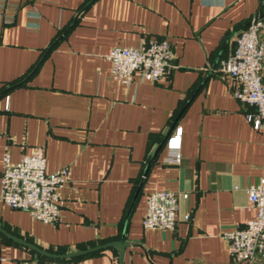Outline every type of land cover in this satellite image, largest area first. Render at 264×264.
Wrapping results in <instances>:
<instances>
[{
  "label": "crops",
  "instance_id": "crops-1",
  "mask_svg": "<svg viewBox=\"0 0 264 264\" xmlns=\"http://www.w3.org/2000/svg\"><path fill=\"white\" fill-rule=\"evenodd\" d=\"M254 14L264 0H0V226L63 253L124 237V264H242L221 233L254 216L247 188L261 174L263 134L217 68ZM150 38L169 41L171 66L158 80L115 79L109 51ZM178 125L181 157L168 163ZM35 147L47 172L69 169L57 223L1 197L5 154L18 161ZM160 190L186 193L179 219L143 228L147 194ZM119 253L106 247L66 263L118 264ZM22 258L45 255L0 231V264Z\"/></svg>",
  "mask_w": 264,
  "mask_h": 264
},
{
  "label": "built area",
  "instance_id": "built-area-1",
  "mask_svg": "<svg viewBox=\"0 0 264 264\" xmlns=\"http://www.w3.org/2000/svg\"><path fill=\"white\" fill-rule=\"evenodd\" d=\"M263 27L264 14L250 16L237 32L231 51L220 59L217 68L235 82L233 94L236 99L254 108L253 112L246 113V118L254 129L263 134L261 174L258 181L247 188V209L253 210L254 216L244 226L221 233L231 258L242 264H253L258 259H264V84L261 79L264 42L260 37ZM106 58L111 62L113 77L128 84L136 74L144 79L158 80L171 66L173 51L167 39L150 38L141 47L115 46ZM181 133V126L178 125L167 137L164 161L179 162ZM68 174L67 167L47 172L46 154L42 147H35L18 161H12L9 153H6L1 173L2 200L12 208L28 211L43 222L57 223L60 220L57 189L67 181ZM180 196L185 197L186 193L171 190L148 193L142 227L174 228L179 219ZM181 218L189 220L190 213L182 214ZM12 264L68 263L22 258Z\"/></svg>",
  "mask_w": 264,
  "mask_h": 264
},
{
  "label": "water",
  "instance_id": "water-1",
  "mask_svg": "<svg viewBox=\"0 0 264 264\" xmlns=\"http://www.w3.org/2000/svg\"><path fill=\"white\" fill-rule=\"evenodd\" d=\"M241 28L242 27H239L238 29H236L234 31V33L239 31ZM227 40L225 41L224 44H226ZM223 47H224V45H223ZM223 47H222V49H223ZM222 49L218 53L216 59L214 60L212 67H214V65L217 63L218 59L220 58ZM165 140H166V137H165ZM0 231L4 232L5 234L10 236L14 240L18 241L19 243H22L23 245H25L27 247H30L31 249L37 251L38 253H40L42 255H45L46 257L53 258V259H69V258H73V257H76V256L87 254V253H90V252H93V251H96V250H99V249H102V248H106V247H112V246L113 247H117L119 249V252H120L119 253L118 264H124V255H125V250H126V244L124 242V237H122V239L120 241H107L105 243H101V244H98V245H95V246H92V247L80 249V250L73 251V252L63 253V252H55V251H51V250L45 249V248H43V247H41V246H39V245H37V244H35L33 242H30V241H27L25 239H22V238H20V237H18L16 235H13V234L9 233L8 231H6L1 226H0Z\"/></svg>",
  "mask_w": 264,
  "mask_h": 264
},
{
  "label": "trees",
  "instance_id": "trees-1",
  "mask_svg": "<svg viewBox=\"0 0 264 264\" xmlns=\"http://www.w3.org/2000/svg\"><path fill=\"white\" fill-rule=\"evenodd\" d=\"M38 261H43V262H45V261H59V262H64V263L69 262L67 259H53V258H49L46 256L43 259H38Z\"/></svg>",
  "mask_w": 264,
  "mask_h": 264
},
{
  "label": "rangeland",
  "instance_id": "rangeland-1",
  "mask_svg": "<svg viewBox=\"0 0 264 264\" xmlns=\"http://www.w3.org/2000/svg\"><path fill=\"white\" fill-rule=\"evenodd\" d=\"M260 33H261V31H260Z\"/></svg>",
  "mask_w": 264,
  "mask_h": 264
}]
</instances>
